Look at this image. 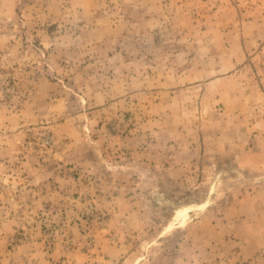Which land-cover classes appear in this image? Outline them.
<instances>
[{"label": "rangeland", "instance_id": "374dc122", "mask_svg": "<svg viewBox=\"0 0 264 264\" xmlns=\"http://www.w3.org/2000/svg\"><path fill=\"white\" fill-rule=\"evenodd\" d=\"M0 264H264V0H0Z\"/></svg>", "mask_w": 264, "mask_h": 264}]
</instances>
